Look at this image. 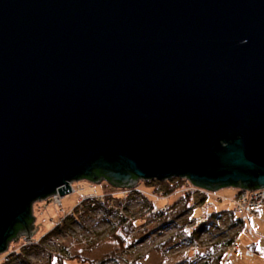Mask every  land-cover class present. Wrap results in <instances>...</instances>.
I'll return each instance as SVG.
<instances>
[{"label": "water", "instance_id": "95a60500", "mask_svg": "<svg viewBox=\"0 0 264 264\" xmlns=\"http://www.w3.org/2000/svg\"><path fill=\"white\" fill-rule=\"evenodd\" d=\"M264 189V0H0V254L88 180Z\"/></svg>", "mask_w": 264, "mask_h": 264}, {"label": "rangeland", "instance_id": "374dc122", "mask_svg": "<svg viewBox=\"0 0 264 264\" xmlns=\"http://www.w3.org/2000/svg\"><path fill=\"white\" fill-rule=\"evenodd\" d=\"M153 181L151 183H148L149 181H141L138 185L146 191L149 196L148 199L152 203H155L159 209L164 208L172 212L183 204L185 199L181 194L177 193L176 189L170 191L166 183L163 184L161 183L162 181ZM87 185L83 181L74 183L76 189L83 187L88 189ZM94 187L102 190L109 186L107 182H103L96 184ZM157 189L159 191L166 189L168 192L167 195L171 193L173 196L163 198L161 195L153 197L149 194V192L151 193ZM104 190H109V188ZM236 191L237 189L233 187L220 189L215 192V195L208 196L206 204L181 215L178 214L179 216L175 219L173 217L172 219L160 220V218L155 219L154 215L151 214L143 215L142 218L135 219L136 228L132 236L125 234L123 231L120 233L118 229L115 231V228L111 225L107 229L100 227L101 225L95 226L93 223L88 222L90 228L97 227L94 232L99 236L96 237L94 242L88 245L75 247L73 249V255L76 258L71 259L66 264H88L85 260L94 261L96 264H219L220 261L224 262L229 258L228 255H230L231 250L229 251L227 249L225 241L227 236L233 233H240L238 238L235 239L239 241V245L237 250L231 253L227 264H264V224L260 220L249 218L246 221V225L242 226V228L227 231L228 223L231 220V212L229 211H233L234 206L232 200L229 199V201L226 198L233 197ZM78 193L66 195L63 198V210H61L62 207L56 206L47 200L37 201L34 204V216L36 218L34 226L37 231L33 237L36 240L43 238L57 224L62 215L76 205ZM190 195L192 202L196 198L199 199L201 197L199 193ZM212 213H215L216 216L215 218L209 219L207 224V227L210 228L212 226V228L200 234L198 239L195 238L196 241L194 243L186 242L185 239L187 237L183 236H178L173 242H170L169 239L173 237L179 226L184 227L187 219H190V217L204 216L205 214L211 215ZM216 220H218V223L214 225ZM115 221L117 220L114 219L113 222ZM114 232H118L119 235L122 234L120 239L112 235ZM89 235H91V231ZM25 238V236H21L18 241L11 242L9 252L22 249L21 247L24 245ZM118 240L120 242L124 241V245ZM51 243L48 244V250H44L45 253L41 250L36 251L35 249L33 252H24L23 254L26 257L24 259L21 258L20 261L16 259L15 261L13 260L7 263L24 264L26 261V264H48L47 254L55 250ZM251 246H254L255 249L251 248ZM209 248H211V256L213 257L210 259L211 262L201 261L202 253L207 252ZM5 255L6 253L0 254V264H6L4 262ZM107 255L117 256L118 259L106 258ZM220 255L223 256L222 260L217 259ZM77 256L79 257L77 258Z\"/></svg>", "mask_w": 264, "mask_h": 264}, {"label": "built area", "instance_id": "2783aa9c", "mask_svg": "<svg viewBox=\"0 0 264 264\" xmlns=\"http://www.w3.org/2000/svg\"><path fill=\"white\" fill-rule=\"evenodd\" d=\"M83 182L88 184V189H86V187L76 189L74 183H72L70 192L64 195L57 192V194L47 199V201H51L54 205L62 207L63 198L66 195L79 192L77 204L71 210L64 213L57 224H55L43 238L40 240H36L34 237L26 239L24 240V245L21 247L22 249H17L12 252H9L8 248V251L5 252L6 257L4 262H6V264L16 259L19 261L21 258L24 259L26 257V255L23 254L24 252H33V250L36 249V251L41 250L45 253V251L48 250V244H50V242H52V247L55 250L47 254V259L50 255L61 257L62 254L70 251L72 252V250L79 245H88L94 242L96 237H98V234L94 232L97 228H94L96 225H101L100 227L107 229H109L111 225L121 233L124 225L135 222V219L142 218L143 215H150L152 211L156 212L155 214L157 217L153 214L155 219L158 218V213L161 215L169 213L167 209H159L155 203H152L148 199L149 196L146 191L141 189L139 185L133 188L116 187L111 190H99L94 187L95 184L93 182L88 180H83ZM151 182L154 181H149L148 183ZM186 183L176 189L177 193L181 194L182 197L193 193H199L201 197L216 194L215 192L195 186L189 180H187ZM167 193L166 189L160 191L157 189L153 190L151 193L149 192L153 197L161 195L163 198H169L173 196L171 193L168 195ZM226 199L232 200L234 206L233 213L235 215L239 217L255 216L264 208V189L255 191L237 189L233 197ZM61 210H63V207ZM210 216L211 215L205 214L204 216L190 217L189 221L184 225V233L191 236L197 228L207 223ZM70 219L75 222L68 227L66 224ZM114 219L117 221L113 222ZM88 222L93 223L95 226L90 228ZM90 231L91 235H89ZM238 245V241L235 240L230 247L231 253L237 250ZM231 253L228 255L229 258ZM206 257L205 253H202V259ZM228 259L224 262L222 261L220 264H227ZM26 263L25 261L24 264Z\"/></svg>", "mask_w": 264, "mask_h": 264}, {"label": "trees", "instance_id": "16d2710c", "mask_svg": "<svg viewBox=\"0 0 264 264\" xmlns=\"http://www.w3.org/2000/svg\"><path fill=\"white\" fill-rule=\"evenodd\" d=\"M187 182V180H184V179H181V178H173V179H171V180H168V181H165V182H161V183H163V184H167V188L169 187V190L171 191H173V189H178L179 187H181V185H183V184H185ZM187 184V183H186ZM96 185V184H95ZM107 185L109 186V187H107V188H104V189H108L109 188V190H111V189H113V188H116V187H114V186H112L111 184H109V183H107ZM110 187H112V188H110ZM104 189H102V190H104ZM184 199V201H183V204H181L180 206H179V208L178 209H174L172 212H169V213H167V214H163V215H161L160 213H158L159 215H158V218H160V220H166V219H172L173 217H174V219L175 218H177V216H179V215H181V214H183V213H186V212H189L190 210H193V209H195L196 207H198V206H202V205H204V204H206L207 203V199H208V196L206 195V196H202V197H200L199 199H197L196 198V200H193V202H192V200H191V196H185V197H183ZM191 200V201H190ZM193 203V205H192V203ZM77 204V203H76ZM153 210V209H152ZM229 212H231V214H230V217H231V220H230V223H228V227H227V231H230L231 229H235V228H242V226H244L245 225V220H246V217H239V216H237V215H235L234 213H233V211H229ZM156 212H154V211H152V214L151 215H153V214H155ZM259 213V212H258ZM179 214V215H178ZM155 216L157 217V215L155 214ZM215 216H216V214L215 213H212L211 214V216H210V218L209 219H211V218H215ZM219 220V219H218ZM218 220H216V222L214 223V225L215 224H217L218 223ZM189 221V219H187L186 220V223ZM209 221V220H208ZM208 221H207V223L204 225V226H201V227H199V228H197L195 231H194V233L191 235V236H189V235H186L185 233H184V231H183V229H184V227H182V226H179L178 227V230L176 231V233H174V235H173V237H171L169 240H170V242H173V240L176 238V237H187L186 239H185V241L186 242H191V243H194L196 240H195V238L196 239H198V236L200 235V234H202V233H204V232H206V231H208V230H210L211 228H212V226L209 228V227H207V224H208ZM75 221L74 220H72V219H70V221L69 222H67V226L69 227L71 224H73ZM135 228H136V223L135 222H132V223H129V224H127V225H124L123 226V228H122V231L125 233V234H130V236H132V234L134 233V231H135ZM117 229L115 228V231H116ZM223 232V231H222ZM114 237H119V239H120V237L122 236L121 234L119 235V233L118 232H114V234H112ZM117 235V236H116ZM97 236H99V235H97ZM238 236H239V234L237 233H233V234H230V235H228L227 236V238H226V241H225V243H226V247H227V249L230 251V247L232 246V244H233V242H234V240L236 239V238H238ZM119 242H120V240H118ZM122 245H124V241H122V242H120ZM251 248H254L255 249V247L254 246H251ZM75 249V248H74ZM73 253H74V251L72 250V252L70 251V252H68V253H65V254H62V256L61 257H55V256H53V255H50L49 256V258H48V264H66V262H68V261H70L71 259H74V258H76V256H74L73 255ZM205 255L207 256L205 259H201V261H204V262H207V263H210L211 261H210V259H212L213 257L211 256L212 254H211V248H209L208 249V251L207 252H205ZM79 256H77V258H78ZM106 258H114V259H116L117 258V256H111V255H107L106 256ZM118 259V258H117ZM217 259H219V260H222L223 259V256H218L217 257ZM209 260V261H208ZM85 262L87 263L88 262V264H96V263H94V261H87V260H85ZM221 262V261H220ZM220 262H219V264H220ZM134 264H137V263H134Z\"/></svg>", "mask_w": 264, "mask_h": 264}, {"label": "crops", "instance_id": "0c3cea01", "mask_svg": "<svg viewBox=\"0 0 264 264\" xmlns=\"http://www.w3.org/2000/svg\"><path fill=\"white\" fill-rule=\"evenodd\" d=\"M249 218L258 219V220H260V222H261L262 224H264V208L261 209V210L259 211V213H258L257 215H255V216H246L245 225H246V221H247V219H249ZM245 225H244V226H245ZM239 234H240V233H239ZM238 243H239V241H238Z\"/></svg>", "mask_w": 264, "mask_h": 264}]
</instances>
